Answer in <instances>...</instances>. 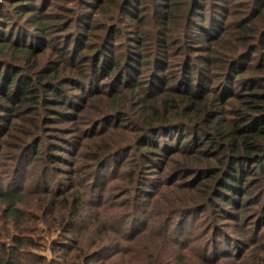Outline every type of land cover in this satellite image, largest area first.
<instances>
[{
	"label": "rangeland",
	"instance_id": "374dc122",
	"mask_svg": "<svg viewBox=\"0 0 264 264\" xmlns=\"http://www.w3.org/2000/svg\"><path fill=\"white\" fill-rule=\"evenodd\" d=\"M35 10L42 25L32 23ZM9 42L0 72L9 78L18 69L24 84L0 88V188L17 202H0V262L85 264L74 257L83 240L92 264H129L145 253L158 264H264V179L253 168L247 188L224 199L218 161L228 164L233 149L217 150L264 128V103L255 102L264 98L256 72L264 0H0V47ZM198 74L206 93L186 102ZM49 83L62 89L66 108L51 101ZM196 136L207 146L198 152L189 143L184 152L182 140ZM254 142L257 157L264 139ZM238 157L248 171L254 157ZM167 189L170 202L155 221L164 205L157 194ZM77 197L92 220L78 224L76 240L64 216L67 208L76 214ZM117 235L142 241L108 240ZM115 246L131 250L124 261Z\"/></svg>",
	"mask_w": 264,
	"mask_h": 264
},
{
	"label": "trees",
	"instance_id": "16d2710c",
	"mask_svg": "<svg viewBox=\"0 0 264 264\" xmlns=\"http://www.w3.org/2000/svg\"><path fill=\"white\" fill-rule=\"evenodd\" d=\"M140 1L142 2L144 0H140ZM32 13H35V16H36V18H34L35 20H32V23H34L35 26L42 25L39 18L37 17L38 12L35 10ZM28 14H29V12H28ZM123 14H124V18L131 23H134L137 20V18L135 16H133V14L130 12L129 9L124 10ZM208 25H209V23L207 24V26ZM93 31H94V28L92 27L89 30V33L93 32ZM209 38H211V37L209 36L208 38H206V42L209 40ZM8 44H10V42L3 44L0 48L4 49L6 47L7 49L11 50L10 48H8ZM263 46H264V44H263ZM16 61H18V60H16ZM99 65L100 64H98V66ZM259 65H260V68L257 67ZM113 67L114 66L111 67V70H114ZM194 69H196V68H194ZM10 71L12 73H11L9 78H4L2 71L0 72L1 73L0 74V88H1V92L3 91V93L8 92L11 89L17 88L20 84H24L21 82V79H18V77L21 75L20 70H18V69L12 70L11 69ZM195 71L196 70H192L191 72L194 73ZM256 72L264 74V58L262 59V62H258V64L256 65ZM136 74L137 73H135V72L128 73V75H130L132 79H136ZM191 77L188 79V83H187L190 86V93H189V97H187L185 101L192 103L194 101V99L199 95L198 89H205V93H206V88H205V85L202 83L203 78H201V80L199 79V74H198V77H196V79H192ZM18 81H19V83H18ZM121 82L123 83V81H121ZM124 87L126 88V86H124ZM26 89H27V91L24 92V94L31 93L30 85H27ZM61 90L62 89L60 87L56 88L55 84L49 83V84H47L46 93L54 94V97H51V101H54L59 108H66V106H67L66 97L64 96V94ZM262 91H264V86H263ZM174 101H175V99H172L171 103H174ZM256 101L260 102V103H264V98H257V99L255 98V102ZM112 104L115 105V102H112ZM165 106L166 107L169 106L168 100L165 102ZM165 124L170 125L171 123H170V121H167ZM209 136H210V134H209ZM261 138L264 139V128H259V124H258L255 127L254 132L252 133V137L250 138V140H244L242 142V145H239L237 140L233 139L231 136L230 138H228L229 141H233V144L231 146H229V147H224V146L218 147L217 150L219 152H224V151L228 150L229 148L233 149V151H232L233 156L230 157L228 164H226L221 159H219V161H218L221 165V169L223 170L222 176H221V181H220L222 191H220L219 194L224 199H227L229 201H231L232 199L234 200L235 199L234 195H236L238 191H244L247 188V185H248L247 181H248L249 177L251 176V174H250L251 169L255 168V170L253 171L254 172L253 174L262 176L264 179V151H262L256 157V152H260L261 150L259 148H256L257 144H255V142H254V141H257V139H261ZM156 139L157 138H155L154 136L152 137V140H156ZM206 140H208L210 142L209 145H211V141L213 139L207 138ZM126 141H128L127 138L121 139L122 143H125ZM189 143L197 146L198 152H200L202 149H204L207 146L206 144H204L203 140L197 139V136L184 138L181 142V145H183V146L185 145V147H183L184 152L189 151V149L187 147L189 145ZM220 148H222V151H220ZM113 150L114 149H111L109 152H111ZM241 152H243L244 155L251 154L254 157L253 159H250L252 167L249 168L248 171H244L243 169H241L240 162H242L241 161L242 158L238 157L241 154ZM148 154L154 156L153 161H155V163L158 164L162 161L159 158V156H161V155L158 154L157 152L152 153V152L148 151ZM97 159H99V157L96 156L94 158V162L97 161ZM195 167L196 168H191V171H197L198 169H201L202 165L196 164ZM188 170H190V169H188ZM213 171L214 170L211 169L210 177H212L214 181L219 183L220 178L217 175H214L215 173ZM70 181H71L73 188H78L75 186V182L73 179H71ZM100 188L101 189L103 188L102 180H101ZM108 189H109V185H106L103 188V190H106V191ZM8 192L9 191L7 189L4 190L3 188H0V202L8 203L15 208L16 204H17V202L15 200L16 196L15 197L12 195L10 196L8 194ZM227 193H229V194H227ZM171 195H172L171 189H167V190L159 192L157 194V197L160 198V200L164 203V205H162L163 206L162 210L158 214H156L155 221L160 220L165 215V212H166L165 205H167L170 202L169 199L171 198ZM82 205H83V203H82L81 197H77L76 200L74 201V204H73V209H78L76 214H74V215H72V213L70 214V210H69V208H67V210H66L67 212L64 216V219H65L67 226H68V231H69L68 233L70 235L74 236L76 238V240L78 238V227H79L78 224L84 225L85 222L92 220V214L89 211L85 212V211L81 210ZM190 207H192V206H190ZM127 209H128V216L127 217H131L132 222H134V220L139 217V213H140L139 211L140 210H139L138 206L133 201V203H130L127 206ZM207 209H208L207 207L202 208V210H207ZM212 210L216 211V209H214L213 206H212ZM17 211H19V210H17ZM118 215L120 216L122 214L119 213ZM121 217L123 219H126L123 216H121ZM219 217H221V216H219ZM117 218H119V217L117 216ZM156 223H160V222H156ZM91 225H93V222H91ZM158 229H160V228H158ZM92 233H93V229H92ZM98 235H101V233L99 232ZM105 237H107V234L105 235ZM137 238H138L137 236H127V237L126 236H118V237L112 238V239L109 238L108 240H114V241L120 240V241H126L128 243H133L134 241L137 240ZM141 241L142 240L140 239V241L138 240V241H136V243L141 242ZM86 243H87V241H85V242H83V240L81 241L80 246L77 249V253L74 257L76 259L83 257L85 264H92L90 262V259L93 256H89V255L84 256V253H83V250L85 251L84 244H86ZM117 250H118V246H115V248L112 252H116L117 255H120L117 259H121L122 261H124L125 257H127L128 253H129V251H131V250H128L125 253V250H123V249L118 250V251ZM97 257H98V259L102 258V255L97 254ZM133 257L136 261H143L144 262L143 264H158L157 258H155V260H153V261H149L147 253H145L141 256L134 255ZM167 257L168 258L172 257L171 260H173L175 258V252L174 251L168 252ZM134 259H130L127 261L129 264H142L140 262H135ZM0 264H9V262L3 261V262H0Z\"/></svg>",
	"mask_w": 264,
	"mask_h": 264
}]
</instances>
